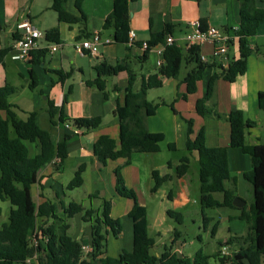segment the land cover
Masks as SVG:
<instances>
[{
	"label": "trees",
	"instance_id": "1",
	"mask_svg": "<svg viewBox=\"0 0 264 264\" xmlns=\"http://www.w3.org/2000/svg\"><path fill=\"white\" fill-rule=\"evenodd\" d=\"M81 1L75 0V6L80 11L79 15L67 10V0H51V8L55 11L59 22L85 25L87 17L80 10ZM112 1V9L105 18L103 28L111 27L114 41L128 44L130 0ZM238 3L239 24L235 30L238 56L232 58L226 68L222 67L219 73H213L210 76L206 93L195 103L196 111L201 116L212 113L204 103L211 94L213 82L218 77L227 81L235 80L238 75L245 72L247 57L253 51H257V48L250 47L249 39L256 35L259 24L264 21V8L257 7L255 0H238ZM203 22V20L200 21L201 27L205 26ZM171 29L172 25L165 24L160 31L150 35L146 41L147 48L138 56L140 61L147 59L151 47L164 42L165 36L170 34ZM45 37L48 41L59 43L58 28L54 27L45 31ZM137 44L141 45V42ZM12 49V45L0 48V64ZM46 51V49L32 50L29 55L31 63L38 62V58L45 55ZM199 53L198 46L183 49L175 44L166 45L162 53V63L155 73L142 77L138 89L133 87L136 73L130 66L128 56L113 64L102 62L94 66L96 76L86 83L89 86H95L105 96L106 79L104 77L125 72L127 84L123 90L122 101L117 99L113 110L118 118V140L108 134L99 135L92 146L90 166L101 169L106 165L107 160L117 158H125L124 162L127 164L133 153H155L160 150V143L164 139L163 134L151 132L147 128V119L155 113L157 104H152L146 99V91L159 87L162 78H177L184 64V67L190 65V68L181 79L186 90L180 96L186 98L187 94L194 93L202 72L206 67L213 66L202 62ZM29 72L32 80L29 86L34 89L37 81L32 69ZM57 73L63 72L57 71ZM68 74L65 72L64 76ZM15 90L16 88L7 82L0 85V199H7L11 204L8 222L0 227V264H227L228 261L232 264H263L264 142L254 144L245 142V134L249 128L255 126V122L245 119L241 110L233 109L227 114L230 129L228 148L239 149L250 160V169L244 173V177L252 185V201L248 210H245L244 206L235 207L232 204L235 197L233 190L225 187V181L230 179L228 148L207 147L203 128L191 138L193 121L192 119H185V121L187 123L186 149L190 153L192 151L198 153V200L204 230L214 221L210 228L211 234L214 235L219 223L213 220V216L207 215L205 210L227 207L240 210L237 215L230 218L244 221L245 231L239 234L232 233L223 241H219L217 249L211 254L199 248L192 257L177 254L171 249H165L162 253L155 255L151 252L154 242L147 235L145 206L139 204L134 193L126 188L120 167H116L114 169L115 189L120 196L131 198L133 201L128 211L132 221V249H122L116 257L106 255V235L111 232L114 237H117L121 232L119 220L110 215V200H103L100 210H85L81 204L69 202L67 207H63L64 213H67L66 216L71 217L74 213L84 210L83 220H93L90 228L92 248L84 255L81 243L67 233L69 224L63 222L65 217L63 220L56 214L54 203L50 199L36 203L31 193V186L38 182L39 172L45 165L56 159L59 160L57 164L63 163L67 158V144L74 134L65 132L58 136L40 127L35 111L29 112L25 119L18 118L14 111L15 105L7 98ZM257 104L264 110V91L258 92ZM47 111L51 124H58V120L60 123L64 122L65 116L62 109L56 107L50 99L47 100ZM57 114L58 120L55 119ZM212 114L220 116L217 113ZM72 123L75 129L84 131L97 128L101 119L100 117H77L72 120ZM10 126L15 131V137H10ZM25 141H28V144H36L39 151L31 154L29 145ZM167 147L173 150L175 145L168 143ZM188 166L189 157L184 155L176 166L177 176H183ZM85 167L84 163L78 166L67 184V189L82 185L81 173ZM151 177L153 186L150 191L155 192L165 177H160L156 170L152 171ZM168 214L180 223L179 213L168 212ZM38 219H42L41 224H38ZM48 221L51 222L48 224ZM40 234L47 238L46 242H40ZM224 247L235 250H232L230 255L228 253L224 255L222 253Z\"/></svg>",
	"mask_w": 264,
	"mask_h": 264
},
{
	"label": "crops",
	"instance_id": "2",
	"mask_svg": "<svg viewBox=\"0 0 264 264\" xmlns=\"http://www.w3.org/2000/svg\"><path fill=\"white\" fill-rule=\"evenodd\" d=\"M26 1L27 0H23V2L20 3V1L15 2L7 0L4 1V3L6 4V6L14 4L17 10L23 9L28 4L26 18H22V20H20L19 22L28 19L37 28L38 26H41L44 31H42L44 36L45 31L54 27L58 28L59 48L54 53L46 51L45 55L39 57L38 62L36 63H38L39 66L43 67L46 64L51 69H61L64 73L66 72L65 70H67V67H70L71 72L64 77H61L60 82L56 83V85L54 86L55 90L51 95L47 94L45 96L42 94L43 97H41V99L46 105L47 100L50 99L56 107L62 109V112L65 116V120L63 123H67L69 125L68 127H65L67 130L65 132H71L74 134L69 140L67 148L69 149V145L72 140L78 141V149L75 151L76 156L74 157L76 158V160L73 163L72 168L75 171L76 166L84 163L86 164V167L82 171V173L85 172L90 165L92 146L98 136L101 134H108L115 140H118L119 135L118 118L114 115L113 110L115 108L116 100L118 99L122 101L123 92L120 91L117 87L113 86L110 93L106 84L105 96L103 92L98 90L95 86H89L86 81H90L95 78V65L102 62L113 64L116 61L126 59L128 56V60L130 63L134 61L142 64L141 66H143L145 62L151 59V64L154 68V71L152 73L141 74L140 82L135 79L133 87L134 89H138L141 85L142 77H147L155 73L158 68L156 61L157 59H159V55L157 54L155 48L151 47L148 51L147 59L145 61H140L138 56L141 55L145 50V48L142 46V43L147 41L152 33L160 31L165 24L172 25L170 35H172L177 40V45L182 47L183 49H185L183 47V35L186 32L194 29L197 26V23L200 24L201 20L204 21L203 24L205 26L213 25L223 29L225 32H230L231 34H235V30L239 24L238 0H130L128 4L130 18L129 29L134 31L135 39L132 44H127L114 41L113 29L111 27L103 28L105 18L112 9V0H82L80 3V10L87 17L85 25H83V23H74L69 25L67 23L59 22L57 20L55 11H53V9L51 8V0H47L45 1V3L41 0L43 8L41 11L38 10V12H40L38 16H36L37 14H32V9L34 8L33 6L36 0H28L27 3H24ZM256 1L257 0H255V4L257 7L264 8V5L262 4L263 0H259V3L261 4H258ZM37 2L39 3V0H37ZM66 6L69 12L75 15H79L80 11L75 6V0H67ZM2 12L3 8L1 7L0 14ZM19 22H17L11 29L8 30L7 36H9V34L11 36L9 45H12V47L15 38L17 39V37L20 36V29L17 28V24ZM261 23L258 27L261 28V30H258L256 35L249 39L250 47L257 48V51H253L247 57L245 72L238 75L233 81H227L222 79L221 77H218L213 82L211 94L207 101V107H209V110L212 113H217L220 116L213 115L212 113L207 114L206 116H201L200 114H198L195 107L196 98L202 97L206 93L207 82L210 76L213 73H219L220 68H226L229 61L232 58L238 56V45L236 42V38L230 42L226 53L227 61H223L222 58L219 57L214 58L211 56L212 44L204 43L203 45H201L200 52L205 54L209 58V62L207 63H210L213 66L205 68V70L202 72L201 79L196 84V91L194 93L187 94L186 98H182L180 96L181 94L185 93L186 87L185 84L181 81L182 78L179 79V82L176 86L177 97L174 98V101L176 102L181 100L184 103L180 107H177V109L175 107H172V114L169 111L163 112L164 119L167 118L168 122L169 120L173 119V121L171 122V131L173 137L181 138L183 134H185L184 139H186L187 123L185 119H192L193 132L190 135L191 138L196 135L199 129L203 128L205 134V144L207 147L228 148L230 129L229 122L227 120V114L233 109H239L243 112L245 119L255 122V126L247 130V133L245 134V142L247 144L264 142L263 136L260 133L254 132L261 118H264V110L260 109L257 104L258 92L264 91V58L258 55L261 50L258 42V37L264 36V24ZM3 32L4 30L0 22V48L5 47L4 45H2L1 39V34ZM93 33H97L99 35L100 41L98 44V52L95 56H90L86 53L87 51H84L85 55L90 56L89 69L86 72L82 60H80V57L82 55H80V53L76 50L75 44L87 37H90ZM44 38L47 42H51L48 41L46 37ZM137 42H141V45H138ZM72 46L74 50L72 49ZM128 48H130V50H128ZM11 51L16 52L14 48ZM10 52H8L3 58V63L0 64V72L5 71L7 57ZM57 52H59V54H57ZM18 62L20 66L24 67L27 70V65L31 63V56H28L24 60L18 59ZM188 68H190V65L185 67V71ZM39 75L42 79V83L45 84L46 80H43L44 76L41 72L39 73ZM3 78L4 75L3 77L0 76V83L1 80L3 83L5 82ZM162 79L163 80L161 82V85L164 80H168L170 78ZM200 81H202L203 83L202 87L199 88L198 84ZM39 83H41V81ZM39 83H37V86L34 89L38 87ZM41 91L42 90L39 89V92ZM198 91L199 95L194 97ZM211 98H213L215 102L210 101ZM162 105L165 106L164 104ZM34 111L37 113L36 110ZM178 113L184 115L183 121L177 119ZM156 114L157 111L153 115L148 117V130L151 132H161L163 134L164 139L160 143V148L163 144H165L166 147L168 143L174 144V142L167 137L164 125L161 126L155 119ZM77 117H100L101 123L95 129L84 131L83 129H80V131L77 132L72 123V120ZM36 120L38 122V116H36ZM60 124L62 123L55 124V126H59ZM106 128H108V130H105ZM62 134L59 133L57 135L60 136ZM38 151L39 147H37L35 152ZM227 152L228 156L232 155L236 158H239L240 155L238 152L241 151L237 148H228ZM135 154L141 153L131 154L129 162L127 164H125L124 162L125 158L107 160L105 165L109 168L107 172L113 171L114 173V169L116 167H120L123 175V180L127 185H133L134 183H137V181L139 184L141 177L138 163H140L139 161L142 160V157H138L140 160L136 161L134 158ZM69 155L70 153L68 152V156L65 160L69 158ZM242 158V160H246L245 157ZM61 164L62 163L57 164L54 161L50 162L45 167V169H42L39 172L37 182L38 184L35 183L31 186V193L33 186H40L41 192L38 190V188L36 190L38 196L40 197L39 202L47 199L43 194L44 188H47L49 190L50 195H55V197H57L56 189L60 187V185L61 189L64 187V185L60 182L62 179ZM95 169L99 170V172L101 171V169L99 168ZM153 170L155 169L149 168L148 173L151 174ZM178 178L184 184L180 185V188L176 194L173 193L171 198L168 195V198H170L176 204L184 205L189 201L188 188L187 186H185L186 173ZM103 183L105 192L108 189V184H105V182ZM114 185V179L112 180L110 178L109 186L115 187ZM150 188L151 187H149V189ZM120 197L124 196L116 195L113 198ZM218 197H221V195H218ZM113 198H111L110 200V215L112 217ZM51 201L55 205V201L53 199ZM130 209L131 208H129L128 211ZM217 209H222V218L215 219L213 216V220H217L219 222L216 231H218V228L227 229L226 236L223 237V240L229 237L232 233L239 234L245 230L244 221L230 218V216L237 215L231 212L230 208L221 207ZM235 221H239V223L234 226V224L232 223ZM119 235H121V232ZM177 253H179L180 255H184L181 250H177Z\"/></svg>",
	"mask_w": 264,
	"mask_h": 264
},
{
	"label": "rangeland",
	"instance_id": "3",
	"mask_svg": "<svg viewBox=\"0 0 264 264\" xmlns=\"http://www.w3.org/2000/svg\"><path fill=\"white\" fill-rule=\"evenodd\" d=\"M4 1L7 0H0V11L1 7L3 8V12L0 14V22L4 30V32L1 34V39L2 45L9 46L11 36L10 34L7 36L8 30L11 29L17 22L22 20V18H26L28 4L23 9L17 10L14 4L6 6ZM8 1H20V3L23 2V0ZM42 1L45 3L47 0ZM27 2L28 0L24 3ZM256 2L261 4L259 3V0ZM262 4L264 5V0ZM33 7L32 14H37L36 16H38L40 13L38 10L41 11L43 8L41 0H39V3L36 0ZM261 24H264V22ZM38 28L43 31L41 26H38ZM258 30H261V28H258L257 31ZM258 42L261 48L258 55L264 58V36H259ZM72 49L74 50L73 46ZM57 54H59V52H57ZM80 55H82L80 60H82L84 69H86L87 72L89 69L90 56L85 54ZM141 65L142 64L134 61L130 63L131 68L136 73V79L138 82L141 80V74L152 73L154 71V68L151 64V59L145 62L143 66ZM27 66V70L20 66L16 52L11 51L7 57L5 71L0 72V74H2L0 76L3 77L4 75L3 80L16 88L15 92L7 97L8 101L15 105L14 111L16 116L20 119H25L29 112L36 110L40 127L49 130L54 134L64 133L67 131L64 123L60 124L59 126H55L50 123L47 105L41 99V97H43L42 94L46 96L47 94L51 95L54 92V86L56 83L60 82L62 76L64 77V72L61 69H51L46 64L44 67L39 66L38 63H30ZM30 69H32L37 83L41 81L36 89H32L28 85V83L30 84L31 82L29 72ZM57 71H62L63 73L60 74L57 73ZM65 71L70 73V67H67V70ZM40 72L44 76L43 80H46L45 84L42 83V79L39 75ZM185 72L186 71L183 64L177 78L164 80L160 87L150 88L146 91V99L152 104H157V114L155 119L161 126L164 125L166 135L171 141L174 142L175 148L171 150L168 149L165 144H163L158 152L135 154L134 158L136 161L140 160L138 157H142V160L139 161L140 163H138L141 177L140 183L138 184V181L133 185H127L125 183L126 188L134 193L137 202L145 206L148 224L147 235L154 242L151 252L155 255L162 253L165 249H171L176 253L177 250H181L184 255L192 257L199 248H202L205 253L211 254L217 249L218 242L222 241L223 237L226 236L227 230L226 228H218V231H215L214 235H212L210 228L214 221H212L208 228L204 230L198 200V153L196 151H192L191 153L187 151L185 141L186 139H184L185 134H183L181 138L173 137L171 131V122L173 119L169 120L168 122V119H164L163 116V112L169 111L172 114V109L174 107L177 109V107L183 105L184 102L181 100L175 102L174 98L177 97L176 86L179 82V79L183 77ZM104 78H107L106 84L110 93L113 86L117 87L123 92L124 87L127 84V75L125 72H119L116 75L106 76ZM202 83V81L199 82V88L202 87ZM1 84H3L2 80L0 85ZM39 89L42 91L39 92ZM198 95L199 91L194 97ZM199 98L201 97H197L196 100ZM207 101L204 103L206 107ZM210 101H214V99L211 98ZM162 104H164L166 107ZM183 116L184 115L181 113H178L177 119L183 121ZM55 119L58 120V114L56 115ZM59 123L60 122L58 120V124ZM105 130H108V128ZM9 131L10 137H15V131L11 126L9 127ZM254 132L260 133L264 138L263 117L259 121ZM25 143L28 144V141H25ZM28 145L31 154L34 153L37 149V145L32 143H29ZM77 149L78 141L72 140L68 149V152L70 153L69 158L63 161L65 164H61L62 179L60 182L64 185V187L61 189L60 185V187L56 189L57 197H55V195H50L47 188L43 189V194L45 198L50 200L53 199L55 201L56 214L62 217V219L65 217L63 222H67L69 224L67 233L71 237L77 239L80 243L88 244L90 241L89 234L93 220H83L84 210L74 213L71 217H68L66 216L67 213H64L63 207H67L69 202H76L81 204L85 210H100L103 200H111V198L119 194L117 193L115 187L109 186V179L111 178L115 181V174L113 171L107 172L109 168L106 166L102 167L101 171L99 172V170L89 165L88 169L82 173L83 184L73 189H67V184L75 172L72 168V165L76 160L74 157L76 156L75 151ZM238 153L240 155L239 158H236L232 155L228 156L230 179L225 181V187L233 190L234 196L240 198L244 202L243 206L245 210H248L252 201V189L250 182L244 177V173L250 169V160L248 156L242 154L241 152ZM184 155L189 157V166L185 178V186L188 188L189 201L182 205L176 204L170 198L172 197L173 193H177L180 185L184 184L181 180H179L176 174V166L179 164L180 158ZM242 157H245L246 160H242ZM47 165H45L42 169H45ZM77 168L78 166H76V169ZM149 168L155 169L160 177H165L155 192H151V188L149 189V187L153 186L151 174L148 173ZM120 173L123 178L121 169ZM103 182L108 184V189L105 192ZM37 188L40 191L39 185L37 187L33 186L32 195L33 200L36 203H39L40 197L37 194ZM168 195L170 198H168ZM112 203L113 218H117L120 222L121 235L117 237L112 236L111 233L106 235L105 252L108 256L116 257L122 249H132V224L127 212L128 209L132 207L133 201L128 197H120L113 198ZM10 209V202L7 199H0V227L8 222ZM221 210L222 209L217 208L206 209L205 213L207 215L214 216L215 219H221ZM168 212L179 213L181 215L180 223H178L174 217L170 216ZM231 212L238 214L240 210L231 209ZM50 222L51 221H48V224ZM41 223L42 219H38V224ZM238 223L239 221H235L232 224L235 226ZM226 250L228 255H230L231 251L235 249L229 247L226 248ZM83 254L85 255L86 253ZM262 263L264 264V257L262 259ZM227 264H232V262L228 261Z\"/></svg>",
	"mask_w": 264,
	"mask_h": 264
},
{
	"label": "built area",
	"instance_id": "4",
	"mask_svg": "<svg viewBox=\"0 0 264 264\" xmlns=\"http://www.w3.org/2000/svg\"><path fill=\"white\" fill-rule=\"evenodd\" d=\"M17 28L20 29V36L14 40L13 48L16 50V56L20 60L27 58L30 55V52L34 49H46L50 53H54L59 48L58 43L47 42L44 38L45 36L43 32L33 25V23L28 19L19 22L17 24ZM127 35L129 44H132L135 39L134 31L129 29ZM182 38L184 41L183 47L185 49H188L191 46L201 47L204 43H210L212 44L211 56L214 58L219 57L222 58L223 61H227L226 53L228 45L236 38V35L234 33L231 34L230 32H225L223 29L213 25L201 27V25L197 23V26L191 31L186 32ZM99 41V35L97 33H93L90 37L77 42L75 44V48L80 54H85L84 51H87L86 53L90 56H95L98 52ZM171 44L177 45V40L172 35L167 34L163 43L153 46L159 55V59L156 61L158 66L162 63V53L164 47ZM142 46L145 49L147 48L146 41L142 43ZM199 56L202 62H209V58L205 54L200 52ZM64 126L68 127L69 125L65 123ZM76 131L79 132L80 130L76 129ZM58 161V159L54 160L56 163ZM39 240L40 242H46L47 238L40 234ZM34 244L36 245V240L34 241ZM91 248L92 246L90 243L81 244V250L83 253L90 252ZM222 253H228L226 247L222 248Z\"/></svg>",
	"mask_w": 264,
	"mask_h": 264
},
{
	"label": "water",
	"instance_id": "5",
	"mask_svg": "<svg viewBox=\"0 0 264 264\" xmlns=\"http://www.w3.org/2000/svg\"><path fill=\"white\" fill-rule=\"evenodd\" d=\"M232 204L235 206V207H242L244 205V202L238 198V197H234L233 200H232Z\"/></svg>",
	"mask_w": 264,
	"mask_h": 264
}]
</instances>
